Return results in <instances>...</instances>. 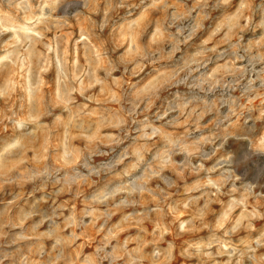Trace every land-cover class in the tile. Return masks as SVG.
Instances as JSON below:
<instances>
[{"label":"rangeland","instance_id":"obj_1","mask_svg":"<svg viewBox=\"0 0 264 264\" xmlns=\"http://www.w3.org/2000/svg\"><path fill=\"white\" fill-rule=\"evenodd\" d=\"M0 264H264V0H0Z\"/></svg>","mask_w":264,"mask_h":264}]
</instances>
